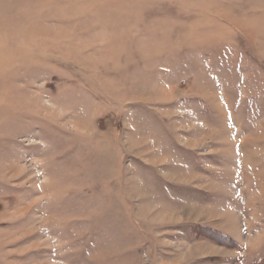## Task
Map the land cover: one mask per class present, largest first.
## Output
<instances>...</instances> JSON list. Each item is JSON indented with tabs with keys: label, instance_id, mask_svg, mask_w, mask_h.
<instances>
[{
	"label": "rangeland",
	"instance_id": "rangeland-1",
	"mask_svg": "<svg viewBox=\"0 0 264 264\" xmlns=\"http://www.w3.org/2000/svg\"><path fill=\"white\" fill-rule=\"evenodd\" d=\"M0 264H264V0H0Z\"/></svg>",
	"mask_w": 264,
	"mask_h": 264
}]
</instances>
